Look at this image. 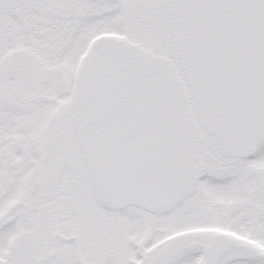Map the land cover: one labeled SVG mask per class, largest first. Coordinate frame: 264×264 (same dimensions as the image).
Instances as JSON below:
<instances>
[{"label": "snow or ice", "instance_id": "1", "mask_svg": "<svg viewBox=\"0 0 264 264\" xmlns=\"http://www.w3.org/2000/svg\"><path fill=\"white\" fill-rule=\"evenodd\" d=\"M0 264H264V0H0Z\"/></svg>", "mask_w": 264, "mask_h": 264}]
</instances>
